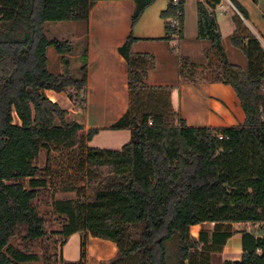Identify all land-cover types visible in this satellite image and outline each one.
I'll use <instances>...</instances> for the list:
<instances>
[{
	"label": "trees",
	"instance_id": "trees-1",
	"mask_svg": "<svg viewBox=\"0 0 264 264\" xmlns=\"http://www.w3.org/2000/svg\"><path fill=\"white\" fill-rule=\"evenodd\" d=\"M100 1L135 4L131 34L119 49L128 66L129 107L110 127L131 132L121 150L90 147L99 130L84 134L85 127L69 120V112L45 94H61L70 87L84 93L88 74L85 55L81 80L71 78L66 55L72 45L50 40L45 24L87 23ZM156 1L0 0V264L39 260L25 250L46 236V220L35 201L48 188L44 174L49 168L39 169L37 162L42 151L50 155L53 148L68 153L71 168L84 182L80 189H61L76 193L75 200L52 204L67 220L55 233L63 237L62 243L82 233L81 258L64 263L47 256L44 264H86L89 235L116 244L119 259L110 264H168L167 243L174 237L178 264H212V255L239 233L232 224L260 225L261 234L242 232L241 261L224 264H264V46L235 17L231 43L244 53L247 66L230 63L215 15L220 0H199L198 40L211 43L205 53L207 67L217 65L214 81L234 90L245 121L226 128L188 127L176 115L175 125L172 88L147 83L155 57L132 52L137 41L133 29ZM168 1L162 17L177 18L179 27L167 22L164 40L180 41L186 0L177 6ZM50 47L61 56L60 75L48 69ZM198 67L182 58L179 75L187 80V71L194 73ZM205 223L215 224L213 230L192 237L190 228ZM16 237L24 251L10 244Z\"/></svg>",
	"mask_w": 264,
	"mask_h": 264
},
{
	"label": "crops",
	"instance_id": "crops-1",
	"mask_svg": "<svg viewBox=\"0 0 264 264\" xmlns=\"http://www.w3.org/2000/svg\"><path fill=\"white\" fill-rule=\"evenodd\" d=\"M198 1H185L184 38L179 41V47L186 52V56L191 63L205 70L203 66L206 61L205 53L211 50V46L205 44L208 41L198 40ZM168 2V0H157L144 12L133 29V36L137 41L133 45L132 52L134 54H151L156 59V66L150 72L160 69L158 48L169 44L167 49H173L170 46L173 41L164 40L166 37L165 25L169 22V19H164L162 13L167 10ZM233 2L238 9V6H240L245 10L248 18L245 19L243 17V19H240L235 16L244 22L245 26L264 46V0H233ZM225 8V12L220 8H216L215 15L227 55L224 43L225 40L231 41L236 31V23L235 17L228 12L229 8L227 6ZM134 9L135 4L132 1H100L92 7L89 21L86 23L88 42L85 55L87 56L88 74L87 87L83 94V117L77 119L75 109H70L68 105L66 109L70 113L68 116L70 118L73 117L71 121H76L83 125L86 131L91 129L99 130L98 134L88 144L93 148L121 150L131 140V132L129 130H111L110 127L126 113L129 107L128 66L120 55L119 49L125 44L131 34V18ZM74 23L77 22H72V24ZM171 51L163 52L165 59L163 61L165 62V66L163 65L165 71L163 72H167L170 67H174L178 82L177 85L166 84L164 86L179 89V106L173 103L172 95L171 102L172 105L180 110L186 125L188 127L226 128L243 124L245 117L241 112L239 101L234 99L233 96L230 97L229 92L221 88L225 85L216 81L196 80L189 82L181 78L179 75V60L173 59L175 54ZM241 53L244 55L242 51ZM227 58L229 60V57ZM173 62L175 63L174 66L172 65ZM232 64L241 66L238 63ZM206 69L209 70L210 68L206 67ZM149 84L150 86H160ZM46 92L52 101L61 105L59 101L60 94H53L52 91ZM225 94L229 101L225 100L227 99ZM235 105H238L240 109L239 122L236 125L227 124L232 118L228 108H235ZM48 187H50V183H48ZM75 199L76 193L58 190L55 193L53 202ZM56 215L65 218L59 214ZM214 226L215 224L213 223L192 226L190 228L191 236L198 238L202 231L211 232ZM232 229L239 233L231 237L223 247L222 252L218 253L216 256L217 264L241 261L243 256L242 232H250L256 236L261 234L260 225L232 224ZM56 232H59V230H56ZM81 240L82 233H75L65 243H61L58 261L62 259L64 263H78L81 258ZM10 244L15 250L24 251L20 239L15 243L14 239H12ZM35 246L34 243L25 252L37 255L39 260L29 264H44V257L47 255L45 250L47 248L44 249L45 247H43L36 250ZM86 250V264H110L119 259V250L115 243L94 238L90 235L87 238Z\"/></svg>",
	"mask_w": 264,
	"mask_h": 264
},
{
	"label": "rangeland",
	"instance_id": "rangeland-1",
	"mask_svg": "<svg viewBox=\"0 0 264 264\" xmlns=\"http://www.w3.org/2000/svg\"><path fill=\"white\" fill-rule=\"evenodd\" d=\"M225 6L227 4L224 3ZM229 14L235 16V13L232 9H229ZM74 27V28H73ZM86 23L85 22H77L72 24V22H48L45 24V34L50 39H57L60 41H67L72 45L73 51L70 54H67L66 57L68 58L70 62V76L74 80H81L82 78V72L80 69L85 64V54L87 52V34H86ZM73 39V40H72ZM209 46H211V43L208 41L207 43ZM225 48L227 50V57H229V60L231 63H238L243 68H246L247 66V60L244 57V55L241 53V51L235 49L231 41L225 40ZM169 44H165L164 47H159L158 51L160 53V69H156L155 72H149L148 73V79L147 83L153 84V85H160L165 87L164 85H177V76L175 68L170 67L167 72L165 71V59H164V53L165 51L172 50L173 54H175L173 59H178L179 63L181 62V59H186V52L180 48L179 41L174 40L172 43H170V46L172 48L167 49ZM47 57H48V69L52 74L60 75L64 71V66L61 62V56H59L55 49L50 47L47 51ZM164 65V66H163ZM173 66L175 63L173 62ZM244 65V66H243ZM156 66V65H155ZM205 70L201 68L195 69V72H191L190 70L187 71L186 75V81L193 82L196 80H202V81H209L213 82L215 77L217 76V70L215 64L212 65L211 70L206 69L208 66V61H205L203 64ZM214 72V73H213ZM171 87V86H170ZM176 87V86H174ZM224 90H227L230 94V97L233 96L234 99H237L234 90L229 86H222L221 87ZM174 89V90H173ZM172 98L173 103L176 106H179V89L172 88ZM53 94H56L55 92H52ZM45 94L48 96V93L45 92ZM83 92L79 89L75 88H67L63 93L59 96V101L61 102V107L63 109H66V106L68 105L70 109H75L76 111V118L79 119L83 117L84 114V105H83ZM228 94V96H229ZM226 101H229V98L225 94ZM174 105H172V110L174 113L172 123L177 124L178 118L177 116H181L180 110ZM67 110V109H66ZM230 114L232 115V118H230V121L227 122V124H234L236 125L239 122L240 119V109L238 108V105H235L234 107L228 108ZM242 114L243 111L241 110ZM229 114V115H230ZM70 115V113L68 114ZM177 115V116H176ZM182 117V116H181ZM68 119H73L68 116ZM15 123L18 124L17 119L15 118ZM84 134H86V130L84 131ZM67 154L66 152H63L60 149H52V152L50 155L47 154L46 151H42L41 155L39 157V160L37 162V166L39 169L43 168H49V172H46L44 176L47 175V181L50 183V187H48L45 190L41 191V194L39 198L36 200V205L38 206L39 213L44 219L46 220V227L45 232L46 236L42 239L35 242V248L36 250H39L40 248L44 249L45 252H47L46 257H53L55 259L58 258L59 253V247L60 244L63 242V237L56 235L55 231L59 230L61 231L63 228V225L66 223V218L59 217L56 215L54 209L52 208V203L55 197V193L58 190L66 189L69 186H77L79 189L84 186V182L82 177L78 176L76 174L75 169L71 168V163L67 160ZM50 188V189H49ZM85 195L89 198L90 190H87L85 192ZM85 196V197H86ZM19 238H14V243L18 241ZM218 254L212 255V264H217V256ZM44 257V259L46 258ZM54 260V259H53ZM167 261L168 264H178V239L177 237H174L172 240H170L167 243Z\"/></svg>",
	"mask_w": 264,
	"mask_h": 264
},
{
	"label": "built area",
	"instance_id": "built-area-1",
	"mask_svg": "<svg viewBox=\"0 0 264 264\" xmlns=\"http://www.w3.org/2000/svg\"><path fill=\"white\" fill-rule=\"evenodd\" d=\"M172 3L174 6L179 5L180 0H172ZM224 3L227 4V8L232 9L236 16H238L240 19H243V15L240 12V10L237 8V6L234 4L233 0H220V3L217 5L216 8L222 9L223 12H225L226 8L224 6ZM169 22L172 26V28H178L179 27V21L177 18L169 19Z\"/></svg>",
	"mask_w": 264,
	"mask_h": 264
}]
</instances>
